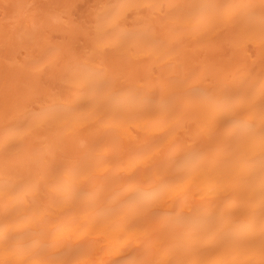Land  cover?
Listing matches in <instances>:
<instances>
[{"label": "bare ground", "instance_id": "obj_1", "mask_svg": "<svg viewBox=\"0 0 264 264\" xmlns=\"http://www.w3.org/2000/svg\"><path fill=\"white\" fill-rule=\"evenodd\" d=\"M74 4L0 0V264H264V0Z\"/></svg>", "mask_w": 264, "mask_h": 264}, {"label": "rangeland", "instance_id": "obj_2", "mask_svg": "<svg viewBox=\"0 0 264 264\" xmlns=\"http://www.w3.org/2000/svg\"><path fill=\"white\" fill-rule=\"evenodd\" d=\"M55 1V0H54ZM88 1L89 0H75V9L73 10V17L74 18H77V16L80 14V11H82L87 5H88ZM36 2H38V1H36ZM0 7H1V5H0ZM1 9V8H0ZM1 17H2V11L0 10V19H1ZM54 36H56V37H58V35H56V34H54ZM218 51H221V52H225V53H229V51H230V48L229 47H227V46H222L221 48H220V50H218ZM246 53H248V54H250L251 53V51H252V47L249 45V46H247V48H246ZM212 52H214V51H210V50H208L207 52L205 51V50H201V53L202 54H205V53H212Z\"/></svg>", "mask_w": 264, "mask_h": 264}]
</instances>
